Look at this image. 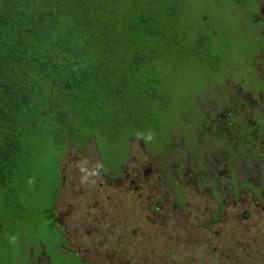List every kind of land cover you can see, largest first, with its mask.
<instances>
[{"label": "trees", "instance_id": "trees-1", "mask_svg": "<svg viewBox=\"0 0 264 264\" xmlns=\"http://www.w3.org/2000/svg\"><path fill=\"white\" fill-rule=\"evenodd\" d=\"M242 6L243 0H0V264H32L41 251L53 264H87L59 248L65 241L53 201L65 145L83 149L93 137L104 174L119 170L130 137L159 147L153 141L163 143L176 114L192 109L194 95L222 69H232L229 40L214 41L202 10L217 24V13L236 14ZM40 172L54 179L43 183ZM44 192L49 198L41 207Z\"/></svg>", "mask_w": 264, "mask_h": 264}, {"label": "rangeland", "instance_id": "rangeland-1", "mask_svg": "<svg viewBox=\"0 0 264 264\" xmlns=\"http://www.w3.org/2000/svg\"><path fill=\"white\" fill-rule=\"evenodd\" d=\"M224 12L216 14L223 22L217 29L229 40L232 69L225 70L221 80H210L202 101L199 94L192 109L176 114L163 143L153 141L159 147H147L141 139L130 137L127 154L120 161L122 174L109 179L101 172L93 137L83 149L65 145L58 165L61 189L53 201L62 227L58 228L70 251L92 264H264V166L255 154L260 152L254 135L233 132L227 138L220 131L204 129L239 98L250 99L245 60L252 57L251 74L264 82V57L252 55L258 37L245 33V38L241 33L245 12ZM201 13L211 25V13L206 9ZM258 95L260 103L256 100L255 107L241 109V115L255 119L259 113L264 123V91ZM259 133L264 142V132ZM230 144H236L235 153H230ZM213 167L219 170L218 176L212 173ZM50 169L58 171L52 162ZM41 170L48 171L45 162ZM43 172V183L54 179ZM112 178L122 179V185ZM216 192L223 196L221 204ZM40 198L42 207L49 198L47 192ZM40 210V222L45 225ZM49 217L46 210L45 218Z\"/></svg>", "mask_w": 264, "mask_h": 264}, {"label": "flooded vegetation", "instance_id": "flooded-vegetation-1", "mask_svg": "<svg viewBox=\"0 0 264 264\" xmlns=\"http://www.w3.org/2000/svg\"><path fill=\"white\" fill-rule=\"evenodd\" d=\"M243 2H244V7H245L243 9V11L245 12L246 16H245V21H244L243 26H240V28L243 27V32H241V33L243 34V36L245 38L247 37L246 34H248V35L254 34L258 37L255 40V43H254L255 49L254 50L252 49L253 50L252 55H253V57L262 56L261 58H263L264 57V0H243ZM246 6L248 8H246ZM203 20H205V19H203ZM234 22H236V21L234 20ZM206 24L209 28V31L213 34V36H215L214 41H216L218 43L221 42L222 37L219 35V31L217 28L220 25H222V22L217 21V24H216V23H214V21H212L211 25H209L207 22H206ZM214 27L217 29L218 34H214ZM240 31H241V29H240ZM251 59H252V57L250 59H247V60L243 59V60L247 61V69H248L247 73L250 75V79H251V81L248 84V88L251 91V92H249V94L251 96L250 99L247 102H244V101H240V98H239L238 101L234 105L228 104L229 109H227L226 111L224 110L221 114L218 115L219 119L217 121L220 124L217 123V121L215 119H212L211 124L209 123L210 125L208 124L204 129L208 128V126H209V129H207V131L212 130L211 132H213V131H218L219 129L223 128V130L227 133L225 135L228 138V136L230 134H232L231 130L233 129L234 125H236L238 123L239 124L238 129L236 127L237 130L236 131L234 130V132H236V133L241 132L242 133V132L246 131L251 136L254 135L253 136L254 141H255V144L259 148L260 154L257 153L256 151H254L253 148H251V152L252 153L256 152L255 154L259 157L258 162L264 166V160L260 159V158H264V145H262L264 142H261L259 140V137H261V134L259 133V131L264 132L263 119L259 113H256L255 119L250 117L249 114H247L246 116L241 115V109H242V112H244V110L248 109L249 106L256 105V100H257V103H260L259 98H258V96H259L258 92L264 91V82L261 80L262 78L259 77V75L254 73V72H253V76L251 74L252 73V69H251L252 60ZM225 70H228V69H226V68L222 69V74L220 76V80L223 78ZM241 70H245V69L242 68ZM262 74L264 75V73H262ZM256 76H257V79H256ZM253 80H255L254 84H252ZM256 83L259 86H262L263 88L257 87ZM203 93H202V91L199 93H196L194 95V99L196 98L197 95L200 94V98L202 101V98H203L202 94ZM193 106H195V105H193ZM259 109H262V108H259ZM192 113H194V112H192ZM244 121H246V123ZM256 134H257V136H255ZM236 144L235 145L230 144V146H232L231 149H233V151H231L232 153H234L236 151L235 150ZM253 159H255V156H253ZM221 163L222 162L219 161L218 164L220 165ZM224 166L228 168V166L226 164H224ZM213 168L214 169H213L212 173L214 175L218 176L219 170L215 169L216 167H213ZM227 171L230 172V167L227 169ZM121 174H122L121 170H118L117 172L111 171L108 174H104V172H103V176L106 178H109V176H111V175H115L116 177H119V176H121ZM126 178H127V176H126ZM109 179H111V178H109ZM112 180L115 182H120V184L122 185V182H123L122 179L112 178ZM229 181L231 183L234 181V180H232V176L229 177ZM234 185H237L236 181L233 183V188H235ZM223 186H224V184H223ZM253 190L255 191V189H253ZM215 197L219 200V201H217V203L221 204V201L223 200V198H222L223 196H220V194L216 192ZM56 221H57L56 227L59 230V228H62V227H61V225L58 224V220H56ZM59 232L63 238V241H65L63 243H59L60 250L63 252L70 251V249L67 247V241L65 240L66 238H65L64 234L61 233V231H59ZM33 250L34 249L30 248V257H32V255H33ZM72 253H74L75 255L80 257L77 253H75V252H72ZM80 258H81L82 262H85L87 264H92L89 260L82 258V257H80ZM32 264H53V261L48 255H46L43 251H41L39 253L38 257L35 258V261L32 262Z\"/></svg>", "mask_w": 264, "mask_h": 264}, {"label": "clouds", "instance_id": "clouds-1", "mask_svg": "<svg viewBox=\"0 0 264 264\" xmlns=\"http://www.w3.org/2000/svg\"><path fill=\"white\" fill-rule=\"evenodd\" d=\"M101 168V167H100ZM101 172L103 173V170H102V168H101Z\"/></svg>", "mask_w": 264, "mask_h": 264}]
</instances>
